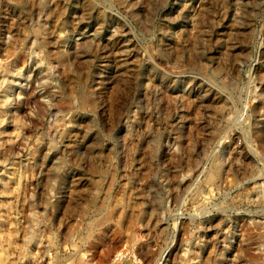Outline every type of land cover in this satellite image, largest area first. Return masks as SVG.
I'll use <instances>...</instances> for the list:
<instances>
[{
	"label": "rangeland",
	"instance_id": "rangeland-1",
	"mask_svg": "<svg viewBox=\"0 0 264 264\" xmlns=\"http://www.w3.org/2000/svg\"><path fill=\"white\" fill-rule=\"evenodd\" d=\"M121 251L264 264V0H0V264Z\"/></svg>",
	"mask_w": 264,
	"mask_h": 264
},
{
	"label": "built area",
	"instance_id": "built-area-1",
	"mask_svg": "<svg viewBox=\"0 0 264 264\" xmlns=\"http://www.w3.org/2000/svg\"><path fill=\"white\" fill-rule=\"evenodd\" d=\"M125 255L124 253L118 252L114 255V258L109 261H100L99 259H96L93 254H90L87 252L85 256V261L82 264H123L124 263ZM63 264V263H62ZM66 264V263H64Z\"/></svg>",
	"mask_w": 264,
	"mask_h": 264
},
{
	"label": "bare ground",
	"instance_id": "bare-ground-1",
	"mask_svg": "<svg viewBox=\"0 0 264 264\" xmlns=\"http://www.w3.org/2000/svg\"><path fill=\"white\" fill-rule=\"evenodd\" d=\"M80 255H81V254H80ZM80 259H81V258H80ZM80 259H79V260H80ZM162 259H163V257H160V258L158 259V261L156 262V264H163V263H162Z\"/></svg>",
	"mask_w": 264,
	"mask_h": 264
}]
</instances>
